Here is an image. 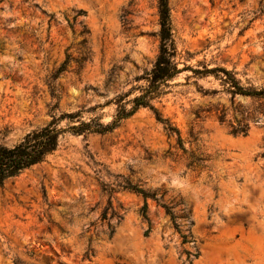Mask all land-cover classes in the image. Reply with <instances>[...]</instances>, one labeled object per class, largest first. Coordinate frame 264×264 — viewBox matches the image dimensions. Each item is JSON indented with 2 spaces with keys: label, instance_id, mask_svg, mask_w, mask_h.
Segmentation results:
<instances>
[{
  "label": "rangeland",
  "instance_id": "374dc122",
  "mask_svg": "<svg viewBox=\"0 0 264 264\" xmlns=\"http://www.w3.org/2000/svg\"><path fill=\"white\" fill-rule=\"evenodd\" d=\"M263 5L168 0L183 71L151 104L182 147L148 108L109 133H65L43 163L0 187V264H264V99L232 97L198 73L220 67L264 90ZM158 33V0H0V144L49 123L48 84L66 57L54 113L109 124L146 86ZM244 125L246 135L231 134ZM190 154L204 166L188 167ZM124 181L155 194L145 218Z\"/></svg>",
  "mask_w": 264,
  "mask_h": 264
},
{
  "label": "trees",
  "instance_id": "16d2710c",
  "mask_svg": "<svg viewBox=\"0 0 264 264\" xmlns=\"http://www.w3.org/2000/svg\"><path fill=\"white\" fill-rule=\"evenodd\" d=\"M264 9V5L262 6ZM158 16H159V50L155 63L146 76V86L138 87L139 95L133 97L130 101L129 109L119 105L116 113L109 124H103L99 116H94L87 121L80 119V112L73 114L59 113L56 115L54 111L57 110V103L59 101V93L54 88L52 82L56 80L59 75L66 71L69 57H66L64 62L53 72L50 77L49 92L56 103L51 108L50 121L47 125L38 129L32 130L26 133L16 144L6 146L0 144V187L6 182L18 178L26 170L43 163L46 158L51 155L58 147L59 140L65 133H71L72 135L83 134H105L113 131L121 121L131 117L138 109L148 108L155 117V120L162 124L164 131L168 136H175L176 144L181 148L182 141L179 133L175 127H173L166 119H163L158 111L151 104L152 101L160 98L164 92L163 88L167 85L168 81H171L177 75H179L183 69L178 67L176 61L177 52L173 44L171 23L169 18L168 0H158ZM78 68H81L85 62L84 58L72 60ZM200 74H213L220 80L222 85L226 87L227 92L232 96L253 97L264 99V90H256L251 87H244L236 79L235 73L227 71L220 67H215L202 72ZM118 99V102H121ZM75 120L77 124L70 125L69 123ZM65 122L64 126L60 124ZM232 128V127H231ZM248 130L247 125H244L239 130L232 128L231 134L246 135ZM183 150V149H182ZM206 158L202 156L189 155L188 167L204 166ZM123 190L133 192L140 195L144 204L142 206V214L145 218L146 214V200L152 199L157 201L155 194L149 193L143 190L141 187L131 184L129 181H124L121 186ZM166 215L169 216L173 228L180 233V225L175 221L176 217L171 211V207L161 203ZM147 233V231L145 232ZM182 243H188L189 237L186 234L181 235ZM190 256V254H188ZM193 258L197 257V254L192 255Z\"/></svg>",
  "mask_w": 264,
  "mask_h": 264
},
{
  "label": "bare ground",
  "instance_id": "6f19581e",
  "mask_svg": "<svg viewBox=\"0 0 264 264\" xmlns=\"http://www.w3.org/2000/svg\"><path fill=\"white\" fill-rule=\"evenodd\" d=\"M134 240V239H133ZM132 251H135L137 252V254L141 251L140 249V246H138L136 243L133 245V250Z\"/></svg>",
  "mask_w": 264,
  "mask_h": 264
}]
</instances>
